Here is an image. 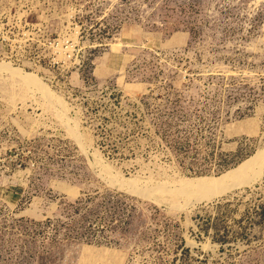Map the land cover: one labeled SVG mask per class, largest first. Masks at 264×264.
Wrapping results in <instances>:
<instances>
[{
    "label": "rangeland",
    "instance_id": "obj_1",
    "mask_svg": "<svg viewBox=\"0 0 264 264\" xmlns=\"http://www.w3.org/2000/svg\"><path fill=\"white\" fill-rule=\"evenodd\" d=\"M0 64L66 105L0 73V264H264V176L185 210L120 183L264 149V0H0Z\"/></svg>",
    "mask_w": 264,
    "mask_h": 264
},
{
    "label": "bare ground",
    "instance_id": "obj_2",
    "mask_svg": "<svg viewBox=\"0 0 264 264\" xmlns=\"http://www.w3.org/2000/svg\"><path fill=\"white\" fill-rule=\"evenodd\" d=\"M3 72H7L11 76L19 78L23 81L22 83L26 85L34 86L46 97L55 100L61 108L62 113L65 111L66 105L60 96L44 83L37 74L6 64H0V73ZM71 131L77 136L76 130ZM263 176L264 149L259 150L238 167L219 177L186 178L172 184H150L148 182L149 184L145 186H140L131 179L122 180L120 183L129 186L135 193L148 197L149 200L158 204L169 202L174 208L185 210L196 204L208 203L221 198L236 189L252 186Z\"/></svg>",
    "mask_w": 264,
    "mask_h": 264
}]
</instances>
